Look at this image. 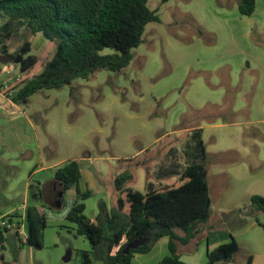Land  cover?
Returning <instances> with one entry per match:
<instances>
[{
    "label": "rangeland",
    "instance_id": "374dc122",
    "mask_svg": "<svg viewBox=\"0 0 264 264\" xmlns=\"http://www.w3.org/2000/svg\"><path fill=\"white\" fill-rule=\"evenodd\" d=\"M239 3L149 0L159 21L146 26L143 43L123 70H100L18 102L0 92V212L21 206L33 185L29 203L37 200L47 213L42 242L49 249L43 251L68 258L73 248L90 242L68 232L73 224L64 216L76 189L65 196L55 178L59 168L72 160L89 167L99 190L88 186L85 215L94 220L101 201L117 207L112 194L120 174L132 175L125 188L146 193L148 180L159 190L176 187L186 166L203 163L211 215L194 241L178 244L182 261L208 264L207 241L216 237L219 246L233 237L240 246L234 264H264V211L252 202L253 196L264 197V0H256L249 16L241 14ZM5 22L0 18V33ZM25 42L42 57V69L53 57L40 33L22 29L4 39L0 57L6 46L12 60L0 61V89L22 76L16 58L23 57L18 53ZM170 162L174 172L168 179L154 176V164ZM32 193L40 196L34 200ZM7 239L15 241L16 233L8 232ZM163 250L167 254L160 242L134 264H156Z\"/></svg>",
    "mask_w": 264,
    "mask_h": 264
},
{
    "label": "trees",
    "instance_id": "16d2710c",
    "mask_svg": "<svg viewBox=\"0 0 264 264\" xmlns=\"http://www.w3.org/2000/svg\"><path fill=\"white\" fill-rule=\"evenodd\" d=\"M149 0H0V45L4 39L18 36L22 29L42 34L47 41L45 50L54 54L42 69V57L32 52L30 42L19 50L22 76L0 92L15 102L26 100L46 90L61 89L74 81L87 80L100 70L119 72L133 59V49L143 43V34L150 22L159 21L158 12L148 6ZM168 2L170 0H160ZM240 12L252 15L256 0H240ZM111 49V53H104ZM3 54H8L4 46ZM40 69H42L40 71ZM208 174L203 163L186 166L181 174L182 183L176 187L158 190L148 185L146 193L125 188L132 175L125 172L115 179L119 197L117 207L109 209L105 201L99 203L96 222L85 215V201L92 196L82 192V170L72 160L59 168L55 178L64 190L76 189L77 198L66 214L75 234L85 237L90 251H83L82 264H133L136 254L149 253L163 237H168L169 255L159 264H186L181 260L178 244H188L200 232V225L211 215V197ZM41 190H39L40 192ZM42 192V191H41ZM42 194V193H41ZM40 194L33 193L37 199ZM253 204L264 211V197L253 196ZM129 210L126 212V206ZM27 243L43 247L45 218L37 208H28L26 217ZM177 229L185 235L181 236ZM6 233L9 231H5ZM4 231L0 230V242ZM135 245V247H131ZM240 246L235 238L213 250H208V264L233 259Z\"/></svg>",
    "mask_w": 264,
    "mask_h": 264
},
{
    "label": "crops",
    "instance_id": "0c3cea01",
    "mask_svg": "<svg viewBox=\"0 0 264 264\" xmlns=\"http://www.w3.org/2000/svg\"><path fill=\"white\" fill-rule=\"evenodd\" d=\"M173 167H174V165L171 162L168 163V164H165L164 167H162V163L157 165V166H156V164H154V169H153L154 170V176L155 177L156 176L157 177L160 176V178H162V176H164L165 179H168L169 176L174 172V168ZM140 168H144L146 170V168L144 166H140ZM81 170H82V184H83V187L81 185H79L80 189H81L82 192L89 191V192L92 193V191L89 190L88 186L90 185L92 188L97 186L96 181L95 182L94 181H92V182L90 181V174H92V172L90 171L89 167H87V169L84 170L83 167L81 166ZM114 175L116 176V174H114ZM148 179H149V174H148ZM149 184H153L155 186V188L158 189V187H156L154 181L148 180V185ZM32 186L33 185H31V184L28 185V187H27V189L25 191L23 204L21 206L16 207V208L15 207L14 208H10L4 213L0 212V218L5 216V215L11 214V213H15V212H16V214L19 217H25L26 218L27 217V213H28V208L32 207V206L36 207L38 212L40 213V215H43L44 218H45V216L47 215L46 209H45V207H42V205H40V202H38L36 200L35 204H30L29 203V192H30V189L32 188ZM114 186H115V183H114ZM39 187H40V190L42 191L43 186L40 184ZM72 189L67 190L65 196L68 195V194H73ZM98 190L99 189L97 188V191ZM115 190H116V192L113 191L112 195L114 196V199L116 197V199L118 200V198H119L118 196L119 195L121 196V193L119 194V192L117 191L116 187H115ZM32 196H33V193H32ZM65 196L62 199V201H64ZM121 197H123V196H121ZM76 198H77V192H76V195L74 197V200ZM108 208L112 209V206L111 207L108 206ZM65 218H66V215L64 216V219ZM96 219H97V216H96V218L94 220H91V221L92 222H96ZM68 228H69L68 232H69L70 235L75 236V237L78 236V235L75 234L73 225L72 226L70 225V227H68ZM7 233L4 234L5 241H4L3 246L0 247V264H82V254L81 253L83 251H90L91 250V244H90V246H86L85 245L84 248H80V249L79 248H73L72 253H70L68 258L63 257V256L56 258L55 257L56 255L54 253H49V252L43 251L44 249H49L46 246H43L41 248H37V247L32 246V245H30V244H28L26 242H23L18 237H17V239L15 241L10 242L7 239ZM195 239L196 238L192 239L191 241H194ZM161 240H163V241H161ZM217 241L218 240H217L216 237L213 239V242L212 241H209V242L207 241L208 249L209 250H213V249L217 248L218 247V244H217L218 242ZM160 242H163L165 247H167L168 252H167V254H165V251L163 250L162 256H160L161 258L159 257V259L157 260L156 264H159L161 262V260L165 256L169 255V249H168L169 239H168V237L161 238L156 243L154 248L149 253H152L157 248V246H158V244ZM219 245H221V244H219ZM55 248H57L56 245H55ZM149 253H147V254H149ZM74 255H75V262L71 263V261H70L71 257L74 256ZM137 255L138 254H136L134 256V258H133V261H132L133 264H134V261H135ZM233 260L234 259L230 260L229 262H231V264H234ZM221 263L224 264V262H221Z\"/></svg>",
    "mask_w": 264,
    "mask_h": 264
},
{
    "label": "built area",
    "instance_id": "2783aa9c",
    "mask_svg": "<svg viewBox=\"0 0 264 264\" xmlns=\"http://www.w3.org/2000/svg\"><path fill=\"white\" fill-rule=\"evenodd\" d=\"M8 87V86H7ZM0 230L15 232L17 237L23 242L27 243L28 230L25 217H19L16 212L5 215L0 218ZM4 242H0V247H2Z\"/></svg>",
    "mask_w": 264,
    "mask_h": 264
},
{
    "label": "water",
    "instance_id": "95a60500",
    "mask_svg": "<svg viewBox=\"0 0 264 264\" xmlns=\"http://www.w3.org/2000/svg\"><path fill=\"white\" fill-rule=\"evenodd\" d=\"M11 60H12V56L9 55V54H6L5 56L0 57V61L3 62V63H7V62H9ZM22 60H23V57L16 58V62L21 63ZM131 247H135V245H133Z\"/></svg>",
    "mask_w": 264,
    "mask_h": 264
}]
</instances>
